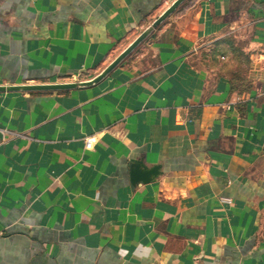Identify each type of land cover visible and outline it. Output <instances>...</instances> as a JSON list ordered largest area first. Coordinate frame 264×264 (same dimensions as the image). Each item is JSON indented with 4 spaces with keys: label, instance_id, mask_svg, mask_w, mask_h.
<instances>
[{
    "label": "crops",
    "instance_id": "crops-1",
    "mask_svg": "<svg viewBox=\"0 0 264 264\" xmlns=\"http://www.w3.org/2000/svg\"><path fill=\"white\" fill-rule=\"evenodd\" d=\"M172 1L0 0V84L88 79ZM0 264H264V0H186L92 86L0 92Z\"/></svg>",
    "mask_w": 264,
    "mask_h": 264
},
{
    "label": "water",
    "instance_id": "water-1",
    "mask_svg": "<svg viewBox=\"0 0 264 264\" xmlns=\"http://www.w3.org/2000/svg\"><path fill=\"white\" fill-rule=\"evenodd\" d=\"M186 0H173L157 17H155L142 31H140L128 45L122 49L114 59H112L100 72L88 79L61 81V82H42L25 84H0V92H41V91H64L75 88L92 86L104 77L126 58L141 42H143L162 22H164L177 8ZM160 174L159 165L145 167L141 161H133L130 165V180L132 184L143 182L147 183Z\"/></svg>",
    "mask_w": 264,
    "mask_h": 264
},
{
    "label": "built area",
    "instance_id": "built-area-1",
    "mask_svg": "<svg viewBox=\"0 0 264 264\" xmlns=\"http://www.w3.org/2000/svg\"><path fill=\"white\" fill-rule=\"evenodd\" d=\"M94 142H95V137L94 136H86L84 138V146H85V148H91Z\"/></svg>",
    "mask_w": 264,
    "mask_h": 264
},
{
    "label": "rangeland",
    "instance_id": "rangeland-1",
    "mask_svg": "<svg viewBox=\"0 0 264 264\" xmlns=\"http://www.w3.org/2000/svg\"><path fill=\"white\" fill-rule=\"evenodd\" d=\"M181 6H182V5H180V6L178 7V9H179ZM178 9H177V10H178ZM171 15H172V14H171ZM81 77H82V76H80V77L78 76V77H76L74 80L81 79Z\"/></svg>",
    "mask_w": 264,
    "mask_h": 264
}]
</instances>
